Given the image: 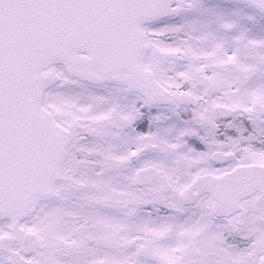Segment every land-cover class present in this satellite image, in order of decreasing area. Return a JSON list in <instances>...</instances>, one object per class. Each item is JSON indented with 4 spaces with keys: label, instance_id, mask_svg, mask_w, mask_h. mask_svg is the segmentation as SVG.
<instances>
[{
    "label": "snow or ice",
    "instance_id": "6c2138e0",
    "mask_svg": "<svg viewBox=\"0 0 264 264\" xmlns=\"http://www.w3.org/2000/svg\"><path fill=\"white\" fill-rule=\"evenodd\" d=\"M0 264H264V0H0Z\"/></svg>",
    "mask_w": 264,
    "mask_h": 264
}]
</instances>
